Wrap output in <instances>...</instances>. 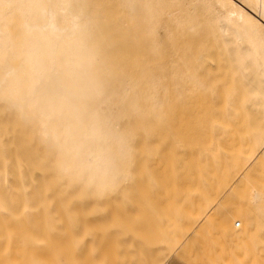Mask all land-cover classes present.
<instances>
[{
	"label": "bare ground",
	"instance_id": "1",
	"mask_svg": "<svg viewBox=\"0 0 264 264\" xmlns=\"http://www.w3.org/2000/svg\"><path fill=\"white\" fill-rule=\"evenodd\" d=\"M48 1L0 0V54L8 43L13 61V71L5 70L0 62V118L9 116L10 109L16 110L14 119L46 114L55 106L66 108L67 115L75 112L71 96L79 95L71 85L73 76L61 75L55 53L66 26L74 24L77 28L89 12L82 8L81 0H53L51 6ZM191 1L194 8L206 10L205 16H197L202 20L207 16L212 28L207 37L205 27L197 26L202 33L200 39L206 40L199 47L196 42L189 47L184 42L182 45L179 27L170 17L178 8L172 1L162 0L158 12L157 7L149 6L153 4L150 0L119 3L122 19L126 18L122 21L126 31L120 34L129 36L132 66L146 74H159L152 79H158L155 87L162 91V108L157 107L149 117V104L141 98L138 109L143 112L135 114L130 123L133 134L129 138V191L123 195L128 214L122 216L123 206L116 201V205L104 208L98 219L97 205L112 203L115 198L108 190L114 180L81 184L69 190L62 203L54 190L48 194L37 190L42 182L36 171L24 169L19 178L11 162L7 177L0 170V264H92L89 246L97 243L98 236L111 235L119 221L142 228L147 220L153 224L159 219L162 226L174 208L183 215L181 226L170 222L169 227L162 226L158 236L157 229L151 230L156 238L151 240L149 254L143 256L144 264H176L171 257L181 247L177 257L187 261L191 244L200 235L204 240V232L213 230L218 237H210L215 246L237 244L243 248V252L235 254L239 264H264V183L255 180L264 172V0ZM14 18H19L17 23L36 24L38 28L26 32ZM168 20L171 24L163 27ZM83 23L85 27L98 26L91 20ZM9 30L14 31L12 39L5 40L2 33ZM165 33L168 38L156 43L155 38ZM228 64L234 72L232 79L222 69ZM225 96L227 103H223ZM210 97L219 107L217 119L223 121L217 129L222 131L215 137L204 134L202 140L208 149L220 148L216 158L220 168L207 173L210 181L205 188L200 185V191L189 194L198 185L197 171L171 163L167 150L180 116L188 118L196 107L209 105ZM164 137L167 139L162 141ZM208 149L200 150L199 156L194 154L211 167ZM29 177L35 178L38 186L25 187ZM77 192H81L80 200ZM190 195L194 201L185 198ZM62 207L67 209V216ZM56 214L60 216V227L53 229L50 225ZM114 215L123 219H111ZM89 221H99L97 231L96 226L86 227ZM123 234L126 240L117 238L116 247L122 256L113 258V251L107 250L100 264H129L120 261L127 259L129 248V232Z\"/></svg>",
	"mask_w": 264,
	"mask_h": 264
},
{
	"label": "rangeland",
	"instance_id": "2",
	"mask_svg": "<svg viewBox=\"0 0 264 264\" xmlns=\"http://www.w3.org/2000/svg\"><path fill=\"white\" fill-rule=\"evenodd\" d=\"M81 1H83L82 8L89 12V16L83 17L78 22V29L74 24L66 26L63 38L55 53L59 67L62 68L60 69L61 75L73 76L74 82L70 84L76 88L79 95L71 96V100L75 101V112L70 111V114L67 115L66 108L55 106L52 107V111L46 114L35 113L24 119H14L13 114L16 110L10 109L9 116L4 115L3 118H0V170L3 171V176L7 177V171L12 162L18 170V177L22 178V171L32 168L41 178V187L36 185V179L33 177H29L28 182L24 183L21 180L20 183H24L25 187L38 186L37 190L42 189L45 194L54 190L57 200L62 203L68 198L69 190L78 188L81 184H100L108 179L114 180L108 190L110 197L114 196L115 198H112V203L106 201L97 205L98 219L103 216V209L116 205V201H119L123 206L124 215L122 216H125L128 214V205L123 195L129 191V138L133 134V125L130 123L135 114L143 112L138 109L141 98H144L149 104L147 111L149 117L153 111L157 110V107L162 108V91L155 87L158 79L155 81L152 79L153 77L158 78L159 74L155 72L153 75L146 74L133 68L129 55V36L120 34V32L126 31L125 25L122 23L126 18L122 19L123 11L119 6L120 0ZM150 1L153 4L149 6L154 5L153 8L157 7L158 12L162 6V0L160 2L159 0ZM155 1H158L159 5ZM170 1L174 8L178 7L170 17L179 27L177 33L182 36V45L186 44L185 46L189 47L192 42H196L199 47L205 43V39H200L202 33L197 26L201 24L202 28L205 27L203 33H206L205 36L208 37L212 33L210 20L207 16L203 20L199 19L197 15L205 16L206 10L203 8L202 11H199L194 8V1L191 0ZM52 2L53 0H49L47 5L51 6ZM18 20L19 18L13 19L18 26H21V22L17 23ZM87 20L97 23L98 26L85 27L83 22ZM155 21L160 24V21ZM155 21L153 23L157 24ZM169 21H164L166 23L163 24V27L167 28L171 24ZM22 26L26 32L38 28L36 24ZM155 27L157 29V25ZM159 29L161 30L162 27L160 26ZM13 32V30L4 31L2 34L6 35L5 40L12 39ZM167 38L165 33L155 38V42L159 43ZM11 53L12 47L7 43L4 45V52L0 54V62L3 63L5 70L13 71ZM222 69L228 72L229 79L233 78L234 72L230 64ZM171 94H174V91H171ZM211 101L210 97L209 105L196 107L194 113L188 117L191 119H188L187 116H180L178 123L173 126L174 134L171 135L167 150L171 153V163L177 162V164L186 166V169L197 171L198 185L191 188L189 194L200 191L198 188L200 185L205 188L210 181L207 173L220 168L216 161L220 148L208 149L202 140L204 134L215 137L222 131V129H217L222 127L221 121H223L217 119L216 109L219 111V107L214 106ZM223 103H227L226 96ZM0 105H3V102ZM1 110H4L2 106ZM27 112L30 113L31 110H27ZM55 116L58 118L55 119ZM219 118L224 119V117ZM207 122L209 123L205 129L204 125ZM166 139L164 137L162 141ZM176 149L179 152L174 151ZM206 149L212 158L211 167L208 166L206 160L195 156V154L199 156L200 150L204 152L207 151ZM172 168L175 169L173 166ZM263 176L264 172L259 173L255 176V180L264 183ZM187 178L189 177L187 176ZM118 182L119 184H117ZM121 184L122 186L119 188L118 186ZM80 194L81 192L76 193L78 200H80ZM185 198L189 201L195 200L193 196L191 198L185 196ZM44 202L47 205L50 204L49 199H45ZM62 210L67 216V209L62 207ZM172 214L171 217L164 218L163 227H169L170 222L175 226H181L180 220L183 217L181 211L174 208ZM122 216L114 215L111 219H123ZM53 221L50 225L53 229L60 227L58 225L59 215H54ZM98 225L99 221H89V225L87 223L86 227L96 226L97 231ZM142 226L144 228L119 221V225L113 226L114 231L111 235L104 237L100 235L97 243L89 246L88 251L91 257L93 256L90 262L100 264L107 250L113 251V258L122 256V253H118L116 250L119 245L117 238L121 237V240H126L127 236L123 233L129 232L127 259L122 258L120 261H129V264H144L143 256L145 253L149 254L153 245L151 240L156 238L152 236L151 230L157 229L156 236H158L163 231V227L160 226L159 219L155 220L153 224L148 223L147 220ZM211 232L213 235L210 232L204 233L215 240L214 230ZM138 234H142L140 239L136 238ZM205 235H202L204 240L200 235L199 239L191 244V255L187 261L177 257L183 249L182 247L178 250V254L175 253L171 258L175 260L176 264H239L235 259V254L243 252L242 247H238L237 244H227L224 247L215 246L212 244L215 241L211 238L207 241L208 238ZM144 239L148 243H145Z\"/></svg>",
	"mask_w": 264,
	"mask_h": 264
}]
</instances>
